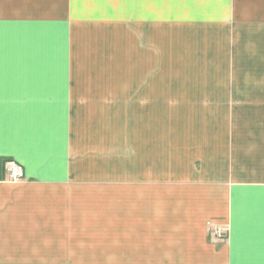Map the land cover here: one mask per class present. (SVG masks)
Wrapping results in <instances>:
<instances>
[{
	"label": "crops",
	"instance_id": "1",
	"mask_svg": "<svg viewBox=\"0 0 264 264\" xmlns=\"http://www.w3.org/2000/svg\"><path fill=\"white\" fill-rule=\"evenodd\" d=\"M78 1L0 0V264H264V0Z\"/></svg>",
	"mask_w": 264,
	"mask_h": 264
},
{
	"label": "rangeland",
	"instance_id": "2",
	"mask_svg": "<svg viewBox=\"0 0 264 264\" xmlns=\"http://www.w3.org/2000/svg\"><path fill=\"white\" fill-rule=\"evenodd\" d=\"M88 0H86L87 2ZM79 5L81 4V0L78 1ZM86 6H47L48 9H52L50 11H48V13H45L44 15L46 16H42L44 19L39 18L40 21L42 22H46L51 20L52 18L49 17H57V16H61V10H65L68 13L66 18L70 19L71 18V10L75 15H78L80 18L79 20H82L81 18H87L88 16H91V13H96L99 12L101 13L102 10V4H101V0H90L89 4H85ZM26 9H30V6H0V49H5L9 46H13V47H18V46H28L30 45L29 43V38L26 36H21L20 38L17 37V28L18 27H24L27 25L32 26L34 24V22H30L29 19L31 21L33 16L27 11ZM38 8V7H36ZM46 8V6H45ZM39 9H44L43 7H39ZM23 10L27 11L28 14H23L21 13ZM44 13V12H43ZM58 14V15H57ZM56 15V16H55ZM74 17V15H72ZM25 17H27L28 19H25ZM22 18V19H20ZM48 19V20H46ZM29 23V24H27ZM33 23V24H31ZM71 24H74V22H72ZM45 26V25H43ZM70 28H68L69 30ZM15 35V37H14ZM17 37V38H16ZM54 38V37H53ZM51 39V38H50ZM52 41H54L53 43H55V40L57 41V39H51ZM32 45L31 46H43V45H47V42L44 41L45 43H38L37 39L35 40V38H31L30 39ZM65 42V46L66 47H70V43L67 41ZM86 42V41H85ZM85 42H81L79 45L84 44ZM52 42L49 43V46L53 45Z\"/></svg>",
	"mask_w": 264,
	"mask_h": 264
},
{
	"label": "built area",
	"instance_id": "3",
	"mask_svg": "<svg viewBox=\"0 0 264 264\" xmlns=\"http://www.w3.org/2000/svg\"><path fill=\"white\" fill-rule=\"evenodd\" d=\"M2 169L5 174V178L11 181H20L24 178L23 167L14 159H5L2 162ZM214 238L217 240L224 239V232L222 230L214 231Z\"/></svg>",
	"mask_w": 264,
	"mask_h": 264
}]
</instances>
